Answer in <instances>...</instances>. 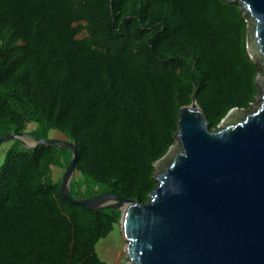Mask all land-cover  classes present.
Listing matches in <instances>:
<instances>
[{
  "label": "trees",
  "instance_id": "16d2710c",
  "mask_svg": "<svg viewBox=\"0 0 264 264\" xmlns=\"http://www.w3.org/2000/svg\"><path fill=\"white\" fill-rule=\"evenodd\" d=\"M240 7L0 0V139L29 125L41 139L57 131L78 150L73 197L112 192L147 203L158 185L154 164L175 143L194 90L210 130L256 103L259 66ZM12 143L0 167V264H107L97 245L121 212L61 194L53 167L67 169L68 150Z\"/></svg>",
  "mask_w": 264,
  "mask_h": 264
},
{
  "label": "water",
  "instance_id": "95a60500",
  "mask_svg": "<svg viewBox=\"0 0 264 264\" xmlns=\"http://www.w3.org/2000/svg\"><path fill=\"white\" fill-rule=\"evenodd\" d=\"M228 1L241 5L247 22V50L262 69L261 103L232 109L210 130L194 90L191 104L180 108L175 143L154 164L158 185L147 203L112 192L73 197L74 142L16 132L0 139L26 150L54 145L71 152L61 194L94 211L122 212L128 264H264V0Z\"/></svg>",
  "mask_w": 264,
  "mask_h": 264
},
{
  "label": "rangeland",
  "instance_id": "374dc122",
  "mask_svg": "<svg viewBox=\"0 0 264 264\" xmlns=\"http://www.w3.org/2000/svg\"><path fill=\"white\" fill-rule=\"evenodd\" d=\"M84 34L80 35V38H83ZM262 77V69L259 66L258 78ZM259 90V94H260ZM261 103L260 100H256L254 105ZM251 109V108H250ZM249 109V110H250ZM32 131L31 125L27 127L26 134H30ZM49 139L63 140L67 141L63 134L57 131H51L49 133ZM29 144H32V140L27 141ZM12 141L6 142L0 146V167L3 165L7 151L11 148ZM66 170L61 168L53 167V179L55 181L61 180L65 174ZM127 241L123 236L122 229L120 224L114 226V230L109 234V236L101 240L97 245V253L99 257L105 261L107 264H128L129 260L125 251Z\"/></svg>",
  "mask_w": 264,
  "mask_h": 264
},
{
  "label": "bare ground",
  "instance_id": "6f19581e",
  "mask_svg": "<svg viewBox=\"0 0 264 264\" xmlns=\"http://www.w3.org/2000/svg\"><path fill=\"white\" fill-rule=\"evenodd\" d=\"M156 180V179H155ZM126 207H127V204H125L122 208L125 210L126 209ZM116 211H120V210H116ZM121 212V211H120ZM121 214H122V212H121ZM122 229V228H121ZM122 233H123V231H122ZM123 236H124V233H123ZM124 238L126 239V236H124ZM125 251H126V248H125ZM126 254H127V252H126ZM129 263V262H128Z\"/></svg>",
  "mask_w": 264,
  "mask_h": 264
}]
</instances>
